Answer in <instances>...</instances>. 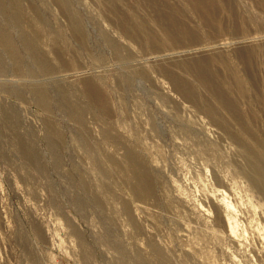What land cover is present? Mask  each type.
Returning <instances> with one entry per match:
<instances>
[{
	"label": "rangeland",
	"instance_id": "374dc122",
	"mask_svg": "<svg viewBox=\"0 0 264 264\" xmlns=\"http://www.w3.org/2000/svg\"><path fill=\"white\" fill-rule=\"evenodd\" d=\"M167 1L195 47L124 34L128 14L157 30L145 0H0V264H261L241 145L264 156V0H219L225 35ZM210 58L242 70L229 109L193 75Z\"/></svg>",
	"mask_w": 264,
	"mask_h": 264
},
{
	"label": "bare ground",
	"instance_id": "6f19581e",
	"mask_svg": "<svg viewBox=\"0 0 264 264\" xmlns=\"http://www.w3.org/2000/svg\"><path fill=\"white\" fill-rule=\"evenodd\" d=\"M188 6L194 11L196 12L202 19V21H204V24H206L207 26V30H211L212 27L214 28V26H212V22L215 23V25L217 24V27L219 29H222L224 30V28L226 27L225 26V22L223 21L220 22L221 17L218 18L219 16V12H218V5H219V0H184ZM221 1V0H220ZM223 1V0H222ZM146 7H149L150 9H153L155 14L157 13L158 16H155L153 17L152 21L153 23H155L156 27H157V30L154 31V30H151L149 29V27L146 26V23L142 20V19H139L140 21L136 20L137 17L133 14H128V16H125L124 18H127V17H130L132 18L133 20L129 23L131 24V28L136 30L137 32L139 33H130L129 31H123L124 34H127V36L129 35V38H133L134 40L138 41L139 39V35H146L145 38H147V45L149 48H151V50L153 51V49H159V48H165L167 47V50L168 48H174V47H179L177 45H181L182 47H185L186 45H193L195 47V44L202 38L200 35V37L195 34V31L190 29L188 26H186V24H181L179 25L178 23H176L177 19H175V17H173L174 15H177V16H180V19L182 17V13H180V10L179 9H176L175 7L173 6H169L168 4V1L167 0H145V3ZM259 4V3H258ZM61 5V3H60ZM113 5V6H112ZM110 6V9L113 13H116V9L115 7L117 8L116 6V3L112 4ZM1 6V5H0ZM65 6V5H63ZM18 7V6H17ZM167 7V10L170 11V13L168 14H164V15H161L160 16V13H162V10L164 8ZM64 9L66 10V7H64ZM166 10V12H167ZM227 11V10H226ZM165 12V11H163ZM118 13V12H117ZM177 13V14H176ZM184 14V13H183ZM234 17V16H233ZM73 20V18L71 19ZM185 20V19H184ZM238 20V19H237ZM242 21L240 22L241 25H244L245 26V20L244 19H241ZM75 20H73L72 22H74ZM239 21V20H238ZM240 25V26H241ZM182 26V27H181ZM203 26V25H202ZM217 29V28H216ZM228 29V28H227ZM243 29V28H242ZM241 29V30H242ZM247 29V28H246ZM218 30V29H217ZM221 30V31H222ZM212 31V30H211ZM210 31V32H211ZM215 31V29L213 30ZM212 31V32H213ZM246 31V30H245ZM244 30L242 32H245ZM249 31V30H248ZM220 32V31H218ZM214 33V32H213ZM217 33V32H216ZM215 33V35H216ZM210 34V33H209ZM221 34V32L219 33ZM219 34L217 35V38H219ZM212 35V34H210ZM209 35V36H210ZM214 35V34H213ZM225 35V30H224V34ZM142 36V37H143ZM207 36V35H206ZM199 37V38H198ZM208 37V36H207ZM214 37V36H213ZM223 37V36H222ZM205 38V37H204ZM203 38V39H204ZM215 38V39H217ZM209 39H213L212 37L211 38H208V41ZM218 40V39H217ZM220 40V39H219ZM202 41V40H201ZM5 36L2 34V36L0 37V44L4 45V49H5ZM203 42V41H202ZM206 42V41H204ZM203 42V43H204ZM213 42H214V39H213ZM220 42V41H219ZM208 44V43H207ZM223 45V44H222ZM221 45V46H222ZM9 45H7L8 47ZM180 46V47H181ZM189 46V47H190ZM192 47V46H191ZM190 47V48H191ZM223 47V46H222ZM221 47V48H222ZM150 50V49H149ZM170 50V49H169ZM11 52V51H10ZM159 52V51H158ZM187 52V51H186ZM16 53V52H15ZM162 53V52H160ZM252 52L249 51L247 56L249 55L250 58H252V55L251 54ZM255 53V52H254ZM157 54V53H156ZM16 55V54H15ZM167 56V55H166ZM18 57H19V54H18ZM221 57V56H219ZM162 58H164V56H162ZM212 58V57H211ZM210 58V60H204L203 62H201V66L200 65H196V64H192L190 66H193L195 68V73L193 74L194 76L196 77H201L203 80H199V83L201 84H205V89H207L209 92L210 90L211 91H214L215 92V97H216V100L219 102V104L224 107V108H228L227 105H226V102L224 101V99L222 98V95H218L220 94V89L221 87L227 89L228 87H230V84H235L234 87L237 88V90L240 92V94H242L243 92H245L244 90V80L242 77L239 76V71H242L240 70H228L224 64V62H221V61H218L216 58H214L215 60H212ZM249 58V59H250ZM255 59V58H254ZM222 60V59H221ZM201 61V60H200ZM224 61V59H223ZM212 62L214 63H217L216 65L218 66V64L220 65H223L222 67L224 68L225 70V74L220 71L218 72L219 70L216 71V74L214 73V69H211L209 70L208 69H205L202 67L203 63L205 65H207L208 63L212 64ZM226 62V61H225ZM199 63V62H198ZM197 63V64H198ZM254 62H252L251 60V63L252 64ZM228 65V63H226ZM186 65V64H185ZM249 64L246 63V67H248ZM216 67V66H215ZM221 67V66H220ZM231 67V66H230ZM214 68V67H213ZM237 68V67H235ZM233 69V68H232ZM254 69V68H253ZM250 71V70H249ZM252 72V71H251ZM254 72V71H253ZM212 73V75L210 74ZM246 73V72H245ZM166 76L169 78L170 81H172L173 85L175 84V80L174 78L172 77V75L170 73H165ZM244 74V73H243ZM215 75V76H214ZM235 76L234 78L236 79V81H220V77L219 76ZM211 78H214L219 84L220 86H215L217 84H215ZM218 84V85H219ZM232 87V86H231ZM177 91L179 92H182L184 89H185V86L181 83V81L178 82V85L177 87L175 88ZM230 91V89H229ZM213 92V93H214ZM92 92L89 91V94H91ZM243 96L245 95L244 93L242 94ZM214 98V97H213ZM46 101V100H45ZM43 103V101H41ZM41 103V104H42ZM46 105V104H45ZM73 106V105H72ZM49 107V106H48ZM78 109V108H77ZM229 109V108H228ZM231 109V108H230ZM80 110V108H79ZM82 111V110H81ZM80 111V112H81ZM77 112V111H75ZM84 116V113L82 114V112L80 114H78V117H83ZM77 117V118H78ZM235 140V138H234ZM239 142V141H238ZM240 143V142H239ZM242 144V143H240ZM241 148L243 150V152L245 153L246 155V160L248 162V166H247V170L248 172L244 171V174L246 176H248L249 180L251 179V183H252V187H255L256 190L260 191L261 195H263L262 197H264V156H260V157H254L253 155V152L251 150V148L249 147H246L244 145H241ZM247 178V177H246ZM250 183V185H251ZM137 184V183H136ZM139 184V183H138ZM137 184V185H138ZM137 185H133V187H137ZM142 186L141 183L139 184ZM138 185V186H139ZM140 187V188H141ZM252 189V188H251ZM255 190V191H256ZM257 193V192H256ZM259 195V194H257ZM256 198V197H255ZM258 201V200H257ZM227 204V206L225 205V207L229 210H232L229 209L231 207L230 203H225ZM264 204V203H263ZM224 205V203H223ZM264 206V205H263ZM264 209V208H263ZM230 212V211H229ZM220 213V212H219ZM223 213V211H222ZM220 213V215L218 216V221L220 223H225V216ZM229 225H230V221L228 222ZM227 224V223H226ZM260 263L261 264H264V254L260 253Z\"/></svg>",
	"mask_w": 264,
	"mask_h": 264
}]
</instances>
